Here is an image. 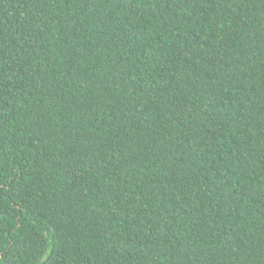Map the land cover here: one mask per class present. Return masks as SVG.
Here are the masks:
<instances>
[{"label": "trees", "instance_id": "16d2710c", "mask_svg": "<svg viewBox=\"0 0 264 264\" xmlns=\"http://www.w3.org/2000/svg\"><path fill=\"white\" fill-rule=\"evenodd\" d=\"M0 264H264V0H0Z\"/></svg>", "mask_w": 264, "mask_h": 264}]
</instances>
